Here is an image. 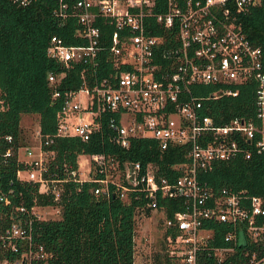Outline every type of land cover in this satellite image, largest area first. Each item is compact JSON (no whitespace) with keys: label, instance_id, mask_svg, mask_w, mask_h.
I'll return each instance as SVG.
<instances>
[{"label":"built area","instance_id":"1","mask_svg":"<svg viewBox=\"0 0 264 264\" xmlns=\"http://www.w3.org/2000/svg\"><path fill=\"white\" fill-rule=\"evenodd\" d=\"M9 1L25 6L31 0ZM257 2L164 0L157 11L156 0H57L52 14L60 23L75 18L74 35L83 42L65 43L53 34L45 48L60 65L46 75L51 98L62 96L53 136L85 139L100 129L105 115L110 139L123 148L130 138L146 137L159 149L182 145L186 152L183 160L171 165L177 172L171 180L156 175L153 162L143 167L137 161L124 162L118 167L103 153L79 154L76 167L63 164L62 177H56L48 166L54 151L43 147L51 137L42 139L38 123L33 142L16 146L12 134L0 130V216L6 212L8 217L0 230V245L2 251L13 253L0 258V264H45L49 253L37 240L35 221L47 218V207L56 206L60 213L58 205L12 204V156L21 164L14 179L36 184L37 192L55 198L67 180H94L92 193L106 195L110 183L125 199L128 191L142 192L155 219L154 238L150 251L134 228L131 264H264L261 196L243 188H213L202 178L215 161L264 151L261 50L236 22L238 12ZM100 22L110 30H102ZM75 65L79 86L60 94L57 85ZM248 81L255 83L254 118L234 116L219 123L202 113L208 108L205 100L235 96L238 85ZM199 83L215 87L198 95L190 86ZM5 105L0 95V110ZM82 156L86 168L81 175ZM96 171L103 175L95 177ZM163 197L182 199V208L168 216L158 203ZM145 214L143 205L137 206L135 223Z\"/></svg>","mask_w":264,"mask_h":264},{"label":"trees","instance_id":"2","mask_svg":"<svg viewBox=\"0 0 264 264\" xmlns=\"http://www.w3.org/2000/svg\"><path fill=\"white\" fill-rule=\"evenodd\" d=\"M56 5L57 0H31L25 6L0 0V95L6 104L0 110V130L11 133L16 146L23 141L20 115L36 113L42 139L51 137L43 147L54 151L48 166L49 172H54L56 177H62L63 164L75 168L79 154L103 153L116 160L118 167H122L124 162L137 161L142 167L153 162L157 166L156 175L171 180L177 174L171 165L184 159L185 146L159 149L153 139L137 137L130 138L128 146L123 148L110 139L111 131L106 126L105 115L101 118L100 129L85 139L74 135L53 136L55 113L62 96L51 98L46 75L50 70H59L60 65L46 55L45 48L53 34L60 36L65 43L83 42L74 35L75 18L68 17L60 23L54 17L52 9ZM163 6L164 0H156L155 10L160 11ZM236 22L248 40L260 47L264 70V0H258L245 11L238 12ZM100 26L104 31L110 30L103 22ZM78 71V65L66 70L57 85L60 94L63 90L79 86ZM190 87L193 93L206 95L215 85L199 83ZM254 87L255 83L248 81L238 85L235 96L207 99L208 108L202 113L219 123L234 116L254 118ZM20 165L12 156L8 170L12 177V204H51L58 205L60 209L57 218L35 221L39 231L37 240L49 253L45 264H131L135 208L143 205L144 212H149L142 192L128 191V199H125L112 191L110 183L106 195L92 193V187L97 184L94 180H67L61 183L55 198L51 193L37 192L36 184L14 179V172ZM102 175V172H95V177ZM202 178L213 188L246 189L261 196L264 206V151H251L247 158L238 153L229 159L215 161L211 169L202 173ZM121 181L126 183L123 179ZM158 203L164 205L168 216L183 206L182 199L166 197L158 198ZM7 222L5 212L0 216V230ZM215 237L217 240L220 238L217 232ZM3 256L11 258L13 253L2 251L0 245V258Z\"/></svg>","mask_w":264,"mask_h":264},{"label":"rangeland","instance_id":"3","mask_svg":"<svg viewBox=\"0 0 264 264\" xmlns=\"http://www.w3.org/2000/svg\"><path fill=\"white\" fill-rule=\"evenodd\" d=\"M38 123V116L36 113H22L19 118V125L21 129V135L23 141H27V143H32L34 140V130ZM86 162L84 160V156L80 157V174H84ZM114 175V174H113ZM56 206L47 207L45 210L46 217L47 218H57L59 216V213L56 212L55 209ZM42 211L43 207H40ZM43 215V214H41ZM153 215V212L149 210L148 214H145L144 216L139 217L137 222L135 223V231L136 236H143L145 240V248H149L151 251V240H153V223L154 218L151 217ZM44 216V215H43ZM139 253H143V251H139ZM139 261V260H138Z\"/></svg>","mask_w":264,"mask_h":264},{"label":"water","instance_id":"4","mask_svg":"<svg viewBox=\"0 0 264 264\" xmlns=\"http://www.w3.org/2000/svg\"><path fill=\"white\" fill-rule=\"evenodd\" d=\"M129 178H130L131 180H133V177H132V175H131V174H130Z\"/></svg>","mask_w":264,"mask_h":264},{"label":"crops","instance_id":"5","mask_svg":"<svg viewBox=\"0 0 264 264\" xmlns=\"http://www.w3.org/2000/svg\"><path fill=\"white\" fill-rule=\"evenodd\" d=\"M80 156V155H79Z\"/></svg>","mask_w":264,"mask_h":264}]
</instances>
